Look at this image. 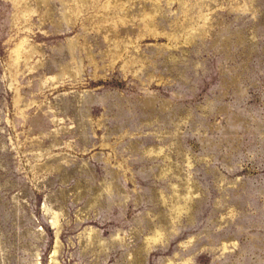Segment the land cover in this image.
<instances>
[{"label":"rangeland","instance_id":"374dc122","mask_svg":"<svg viewBox=\"0 0 264 264\" xmlns=\"http://www.w3.org/2000/svg\"><path fill=\"white\" fill-rule=\"evenodd\" d=\"M0 264H264V0H0Z\"/></svg>","mask_w":264,"mask_h":264}]
</instances>
